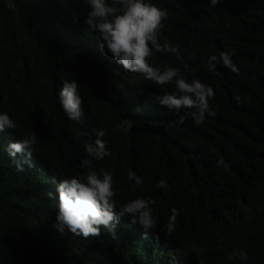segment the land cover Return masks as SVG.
Masks as SVG:
<instances>
[{
  "label": "trees",
  "instance_id": "16d2710c",
  "mask_svg": "<svg viewBox=\"0 0 264 264\" xmlns=\"http://www.w3.org/2000/svg\"><path fill=\"white\" fill-rule=\"evenodd\" d=\"M156 2L168 10L158 40L177 45L179 54L154 53L149 63L212 86L214 115L200 125L189 116L164 127L175 116L155 97L173 86L122 69L84 24L76 0H0V111L18 125L0 133V264H168L173 255L180 264H239L229 258L234 248L247 251L246 264H264V0H220L216 8L209 0ZM221 50L233 52L238 73L220 63L208 69L206 57ZM68 78L80 83L83 124L69 121L54 95ZM100 126L111 156L91 167L115 173L118 202L155 200L158 229L172 207L180 210L170 235L157 229L158 240L144 239L127 215L117 239L52 227L50 178L82 174L79 160ZM31 131L39 138L31 167L17 173L3 150ZM219 157L226 167L217 166ZM128 168L143 177V192L130 193ZM161 178L167 190L154 187Z\"/></svg>",
  "mask_w": 264,
  "mask_h": 264
},
{
  "label": "clouds",
  "instance_id": "9594fccd",
  "mask_svg": "<svg viewBox=\"0 0 264 264\" xmlns=\"http://www.w3.org/2000/svg\"><path fill=\"white\" fill-rule=\"evenodd\" d=\"M85 11L84 24L90 32L98 37L100 46L106 49L114 61L122 69L139 73L145 81L155 85H172L174 90L159 94L155 97L158 105L173 113L174 120L164 124L169 127H179L191 116L194 125H200L206 115H214L209 111V101L215 93L211 85L204 83L199 77L185 76L181 69L165 64L163 66L149 63L154 53L179 54L175 44H161L158 40L160 30L168 18V10L158 5L156 0H76ZM220 0H209L208 5L216 8ZM73 24L79 22V16L74 14ZM231 50H221L219 55L211 54L206 57L207 67L215 72L217 63H220L232 73L239 69L232 60ZM80 83L72 78L62 79L54 95L59 108L65 117L76 124H83L85 109L82 107V97L79 90ZM191 110V111H189ZM48 123L47 120L44 121ZM18 125L7 111H0V133L6 130H15ZM120 127L127 132L131 121L125 118ZM107 129L104 126L92 129L94 139L84 147L86 156L79 160L78 168L84 170L82 174L66 175L57 180L50 178L55 192L46 191L50 201V208L55 210V222L52 227L61 235L71 233L75 236L87 238L99 236L101 232L117 239V225L120 217L127 215L129 223L137 225L144 239H159L157 233L158 218L154 215L152 198L135 196L125 202H118L120 190L114 187V175L111 170L100 168L94 170L92 161L102 160L111 156V149L104 139ZM78 135L84 133L78 130ZM38 136L33 131L10 141L4 148L17 173L25 171L24 165L31 167V158L36 150ZM19 154V156H18ZM91 158V159H90ZM217 166L226 167L223 157L216 161ZM126 177L131 181L130 193L138 190L143 192V177L132 168L126 170ZM154 187L167 190L170 185L165 178L157 180ZM114 209H116L114 211ZM180 210L170 209L167 222L160 226L158 231L164 235L174 232L176 219ZM229 258L239 264H246L248 253L245 249L234 248ZM168 264H180L176 255L169 258Z\"/></svg>",
  "mask_w": 264,
  "mask_h": 264
}]
</instances>
